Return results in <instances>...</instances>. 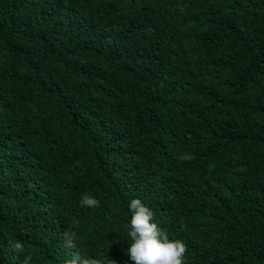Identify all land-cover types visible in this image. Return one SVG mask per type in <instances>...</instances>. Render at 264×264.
<instances>
[{"label":"trees","instance_id":"trees-1","mask_svg":"<svg viewBox=\"0 0 264 264\" xmlns=\"http://www.w3.org/2000/svg\"><path fill=\"white\" fill-rule=\"evenodd\" d=\"M132 199L264 264V0H0V264H134Z\"/></svg>","mask_w":264,"mask_h":264},{"label":"clouds","instance_id":"clouds-1","mask_svg":"<svg viewBox=\"0 0 264 264\" xmlns=\"http://www.w3.org/2000/svg\"><path fill=\"white\" fill-rule=\"evenodd\" d=\"M81 205L89 208L98 207L99 201L89 195L81 196ZM131 219L128 224V236L131 243L127 248V255L134 264H184L187 245L179 239H170L167 232L163 231L153 222V211L145 206L141 200L132 199L129 204ZM75 232L65 229L62 233L63 244L66 248L76 247L74 242ZM13 252L23 253L24 246L20 241L10 245ZM32 257L25 256L24 264H29ZM64 264H116L109 258H89L80 253H73L70 259H65Z\"/></svg>","mask_w":264,"mask_h":264}]
</instances>
